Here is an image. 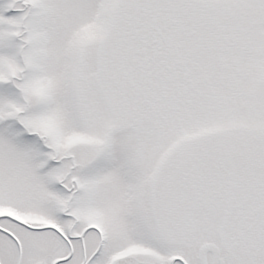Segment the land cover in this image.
Returning a JSON list of instances; mask_svg holds the SVG:
<instances>
[{"label":"snow or ice","instance_id":"obj_1","mask_svg":"<svg viewBox=\"0 0 264 264\" xmlns=\"http://www.w3.org/2000/svg\"><path fill=\"white\" fill-rule=\"evenodd\" d=\"M0 264H264V0H0Z\"/></svg>","mask_w":264,"mask_h":264}]
</instances>
